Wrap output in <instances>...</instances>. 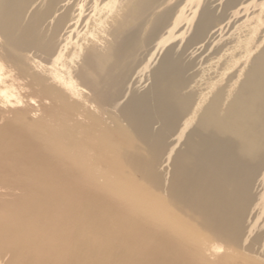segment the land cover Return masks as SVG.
<instances>
[{
    "label": "bare ground",
    "instance_id": "bare-ground-1",
    "mask_svg": "<svg viewBox=\"0 0 264 264\" xmlns=\"http://www.w3.org/2000/svg\"><path fill=\"white\" fill-rule=\"evenodd\" d=\"M0 264H264V0H0Z\"/></svg>",
    "mask_w": 264,
    "mask_h": 264
},
{
    "label": "rangeland",
    "instance_id": "rangeland-1",
    "mask_svg": "<svg viewBox=\"0 0 264 264\" xmlns=\"http://www.w3.org/2000/svg\"><path fill=\"white\" fill-rule=\"evenodd\" d=\"M93 4H91V2H88V1H85L83 4H82V6H81V8H82V11H83V15H84V17H89L94 11H93ZM197 18V15L192 19V20H190L189 22H188V24L186 25V27H185V29H184V31H183V35L186 33V32H188L191 28H192V26H193V23H194V21H195V19ZM63 81V86L66 88V89H69V88H71L72 87V84H71V81L70 80H62ZM26 92V90H23V91H21L20 92V94H19V97H20V95H22L21 97H20V103H19V105L20 106H25L26 105V102H24V101H21V100H23V99H25V93ZM75 97H78V96H75ZM11 98V97H10ZM10 100H13V97L10 99ZM34 103H36V105L38 104V102L36 101V99L34 98ZM25 103V104H24ZM8 104V103H7ZM24 104V105H23ZM8 106H11L10 105V103L8 104ZM4 107H6L5 105H4Z\"/></svg>",
    "mask_w": 264,
    "mask_h": 264
}]
</instances>
